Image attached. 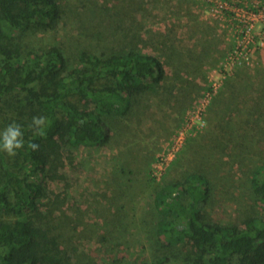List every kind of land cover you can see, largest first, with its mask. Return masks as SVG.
<instances>
[{"label": "rangeland", "instance_id": "obj_1", "mask_svg": "<svg viewBox=\"0 0 264 264\" xmlns=\"http://www.w3.org/2000/svg\"><path fill=\"white\" fill-rule=\"evenodd\" d=\"M215 1L58 0L55 28L24 36L29 49L59 47L69 64L82 50L134 48L183 74H167L124 112L100 115L107 143L63 142L52 150L39 207L69 264H153L155 194L190 173L210 183L207 219L242 226L262 214L251 176L264 165L263 18L247 30L237 61L229 56L242 38L239 11L262 9L264 16V0H218L228 7L220 10ZM194 251L188 240L177 247L181 260Z\"/></svg>", "mask_w": 264, "mask_h": 264}, {"label": "trees", "instance_id": "obj_2", "mask_svg": "<svg viewBox=\"0 0 264 264\" xmlns=\"http://www.w3.org/2000/svg\"><path fill=\"white\" fill-rule=\"evenodd\" d=\"M61 14L58 0H0V132L14 122L24 139L15 156L0 149V264H69L61 235L46 227L39 207L52 150L63 142L107 143L110 132L100 115L124 112L133 98L161 86L166 77L159 57L134 48L109 55L82 50L74 64L57 46L29 49L24 36L53 30ZM39 116L46 123L37 131L30 125ZM29 143L39 149L32 151ZM260 174L264 165L251 176L262 214L246 218L242 226L206 218L211 187L205 175L190 173L163 186L154 198L159 245L152 249L153 264H264ZM186 240L195 251L181 260L177 247Z\"/></svg>", "mask_w": 264, "mask_h": 264}, {"label": "clouds", "instance_id": "obj_3", "mask_svg": "<svg viewBox=\"0 0 264 264\" xmlns=\"http://www.w3.org/2000/svg\"><path fill=\"white\" fill-rule=\"evenodd\" d=\"M46 123L45 117H33L31 127L39 131ZM24 147L23 132L21 126L16 123H10L7 127L0 132V149L5 151L9 156H15L16 150ZM28 147L32 151H37L39 145L36 143H29Z\"/></svg>", "mask_w": 264, "mask_h": 264}, {"label": "built area", "instance_id": "obj_4", "mask_svg": "<svg viewBox=\"0 0 264 264\" xmlns=\"http://www.w3.org/2000/svg\"><path fill=\"white\" fill-rule=\"evenodd\" d=\"M216 7L215 10H220L218 9H226L228 8L227 5L225 3L219 2L218 0L215 1ZM264 10V6L262 7ZM239 11V10H238ZM257 16H260V18L264 19L263 16V11L262 9H258L257 11H253V10H249V9H244V10H240L238 13V16L236 17V19L238 20L237 24V31H240L239 35H242L241 40H239V46L236 48L239 50V52L236 51V48L234 49L233 53H230L229 59L233 60V61H237V57L240 56V49H241V45L244 42H247V35L249 34V31L247 32L248 29L253 27V23L255 22V19L257 18ZM251 40V39H250Z\"/></svg>", "mask_w": 264, "mask_h": 264}, {"label": "crops", "instance_id": "obj_5", "mask_svg": "<svg viewBox=\"0 0 264 264\" xmlns=\"http://www.w3.org/2000/svg\"><path fill=\"white\" fill-rule=\"evenodd\" d=\"M168 57H169V56H168ZM161 58H162V57L159 55V59L162 61ZM162 62H163V61H162ZM163 63H164V62H163ZM164 65H165V63H164ZM165 67H166V66H165ZM174 73H175V71H167V70H166V73H165V74H166V76H167V74H169V75H173ZM176 73H179L180 75H183V74H182V71H177ZM176 73H175V74H176ZM173 76H175V75H173ZM169 77H170V76H169ZM165 78H166V77H165Z\"/></svg>", "mask_w": 264, "mask_h": 264}]
</instances>
